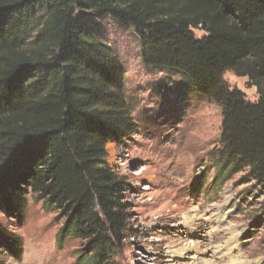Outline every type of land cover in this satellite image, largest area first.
<instances>
[{
    "label": "trees",
    "instance_id": "obj_1",
    "mask_svg": "<svg viewBox=\"0 0 264 264\" xmlns=\"http://www.w3.org/2000/svg\"><path fill=\"white\" fill-rule=\"evenodd\" d=\"M106 20L136 32L148 69L187 78L222 107L220 172L264 191V0H0V211L43 201L59 243L84 241L78 264H117L136 233L107 146L139 127L125 66L99 32ZM229 71L257 101L228 84Z\"/></svg>",
    "mask_w": 264,
    "mask_h": 264
},
{
    "label": "rangeland",
    "instance_id": "obj_2",
    "mask_svg": "<svg viewBox=\"0 0 264 264\" xmlns=\"http://www.w3.org/2000/svg\"><path fill=\"white\" fill-rule=\"evenodd\" d=\"M99 32L125 66L139 127L125 146H107L108 161L127 177L136 229L117 264H264V191L244 172L221 173L216 162L222 107L187 78L148 69L134 30L106 20ZM225 79L258 100L248 78L229 71ZM56 216L31 195L21 215L0 211L9 237L0 244V264H78L85 243H59Z\"/></svg>",
    "mask_w": 264,
    "mask_h": 264
},
{
    "label": "bare ground",
    "instance_id": "obj_3",
    "mask_svg": "<svg viewBox=\"0 0 264 264\" xmlns=\"http://www.w3.org/2000/svg\"><path fill=\"white\" fill-rule=\"evenodd\" d=\"M205 262H206V261H205ZM213 262H214V261H213ZM207 263H209V264H212V263H211V262H209V261H208V262H206L205 264H207Z\"/></svg>",
    "mask_w": 264,
    "mask_h": 264
}]
</instances>
